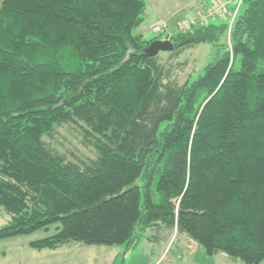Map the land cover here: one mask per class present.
<instances>
[{
  "label": "trees",
  "instance_id": "obj_1",
  "mask_svg": "<svg viewBox=\"0 0 264 264\" xmlns=\"http://www.w3.org/2000/svg\"><path fill=\"white\" fill-rule=\"evenodd\" d=\"M145 0H0V239L54 226L69 241L127 246L175 227L207 255L264 260V0L172 31L171 56H218L179 83L143 52ZM228 29L227 38L226 32ZM163 39V38H161ZM78 124L95 150L68 159L43 137Z\"/></svg>",
  "mask_w": 264,
  "mask_h": 264
},
{
  "label": "rangeland",
  "instance_id": "obj_2",
  "mask_svg": "<svg viewBox=\"0 0 264 264\" xmlns=\"http://www.w3.org/2000/svg\"><path fill=\"white\" fill-rule=\"evenodd\" d=\"M220 1L224 0H145L143 21L134 32L141 33L147 39H164L166 33L174 31L178 24L192 17L202 20L194 23L192 27L219 19L227 21L229 29L242 0H225L226 11L210 15L212 7ZM159 24H164L165 32L155 30ZM228 29L224 40L227 38ZM170 51H159L158 60L169 69L170 78L179 83L186 78L197 77L203 66L214 61L219 54L216 46L209 43H198L184 48L176 56H171ZM43 139L50 148L73 161H88L96 155L94 148L84 139L81 127L75 123L62 124ZM9 219L10 214L0 207V226ZM54 232L52 225L47 230L37 229L28 234L0 239V264H244L223 252L207 255L186 234L163 224L158 229L148 228L145 232H139L136 243L129 246L88 245L80 241H69L56 248L37 250L28 245L29 241ZM261 264H264V260Z\"/></svg>",
  "mask_w": 264,
  "mask_h": 264
},
{
  "label": "built area",
  "instance_id": "obj_3",
  "mask_svg": "<svg viewBox=\"0 0 264 264\" xmlns=\"http://www.w3.org/2000/svg\"><path fill=\"white\" fill-rule=\"evenodd\" d=\"M224 3H225V5H224ZM238 7V6H237ZM213 9L211 10V13H210V15H212V14H214V15H218V14H222V13H224L225 11H226V9H227V1H220L218 4H216L214 7H212ZM206 16V15H205ZM206 17H208V16H206ZM205 17V18H206ZM197 21H201L202 22V20L199 18V17H197V18H194V17H192V18H190V20H188V21H185V22H181L180 24H178V27L177 28H175L174 30L175 31H178V30H186V29H189L190 27H192L193 25H194V23H196ZM232 21V20H231ZM164 24H159V25H157V27H156V31H160V32H165V29H164ZM171 34V32L170 33H166V35H170ZM165 36V35H164Z\"/></svg>",
  "mask_w": 264,
  "mask_h": 264
},
{
  "label": "water",
  "instance_id": "obj_4",
  "mask_svg": "<svg viewBox=\"0 0 264 264\" xmlns=\"http://www.w3.org/2000/svg\"><path fill=\"white\" fill-rule=\"evenodd\" d=\"M173 43L169 39H159L156 38L152 40L146 47H144L143 52L146 55H155L159 51H169L172 50Z\"/></svg>",
  "mask_w": 264,
  "mask_h": 264
}]
</instances>
